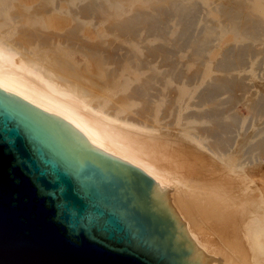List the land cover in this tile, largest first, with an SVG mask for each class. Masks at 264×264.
Here are the masks:
<instances>
[{
  "label": "bare ground",
  "instance_id": "obj_1",
  "mask_svg": "<svg viewBox=\"0 0 264 264\" xmlns=\"http://www.w3.org/2000/svg\"><path fill=\"white\" fill-rule=\"evenodd\" d=\"M0 92L146 168L198 264H264V0H0Z\"/></svg>",
  "mask_w": 264,
  "mask_h": 264
},
{
  "label": "water",
  "instance_id": "obj_2",
  "mask_svg": "<svg viewBox=\"0 0 264 264\" xmlns=\"http://www.w3.org/2000/svg\"><path fill=\"white\" fill-rule=\"evenodd\" d=\"M164 190L0 92V264H198Z\"/></svg>",
  "mask_w": 264,
  "mask_h": 264
},
{
  "label": "rangeland",
  "instance_id": "obj_3",
  "mask_svg": "<svg viewBox=\"0 0 264 264\" xmlns=\"http://www.w3.org/2000/svg\"><path fill=\"white\" fill-rule=\"evenodd\" d=\"M234 109H236L237 110V112L239 113V114H241V116L240 117H242V116H244L245 117V119H244V128L246 127L247 128V130L249 131V132H254L258 127H259V125L262 123V121L264 120V114H256V115H253V114H251L250 113V111H249V109L247 108V107H245V105H243L241 102H238V103H236V105H235V107H234ZM235 110V111H236ZM251 114V115H250ZM250 117V118H249ZM250 119V120H249ZM257 122V123H256ZM250 125V126H249ZM261 125H263V123L261 124ZM260 125V126H261ZM244 155H246V156H244ZM240 159H249V157H251V155L252 154H247V153H245ZM247 155H248V157H247ZM251 159V158H250ZM253 166V167H252ZM252 167V168H251ZM248 167H245L244 168V172L246 173V177H247V180L249 179V181H251L252 183L250 184V185H253V184H257L256 186L258 187V184H259V187H258V189H259V191L261 192H259V191H257V190H252L251 191V188H249V190H248V188H245V189H247L248 191H251V193H253V194H255V198L257 199V200H261L262 202H263V204H264V158H263V160L261 161V164H259V165H257V164H251L250 166H249V168H250V170L249 169H247ZM247 169V170H246ZM249 170V171H248ZM248 172V173H247ZM250 172V173H249ZM248 175V176H247ZM239 183V182H238ZM237 183V184H238ZM172 184H174V187H181V185L179 184V183H170V185H172ZM240 184V183H239ZM171 187V186H170ZM170 187H167L168 189V192H167V197H169L168 195H169V193H171V189H170ZM243 187H245V185H241V187H239L240 189V191L239 192H242L243 190H241V189H243ZM262 188V189H261ZM262 197V198H261ZM261 198V199H260ZM260 201V202H261ZM204 232V231H203ZM208 232V233H207ZM212 233V231H210V230H206L204 233H206V234H203V233H201V237L205 240V239H207V240H210V242L211 243H209V245H210V247L212 248H214L215 246H214V244H215V238H213V233L212 234H210V233ZM204 235V236H203ZM205 237V238H204ZM211 239H214V240H212L211 241ZM213 243V244H212ZM208 245V246H209ZM216 248H217V246H216ZM218 248H220V246L218 247ZM224 264H231V262H229V261H225V263Z\"/></svg>",
  "mask_w": 264,
  "mask_h": 264
}]
</instances>
